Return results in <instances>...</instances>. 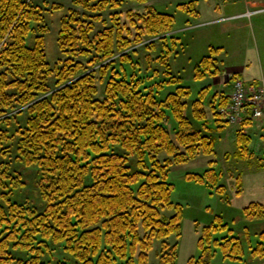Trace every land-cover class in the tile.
I'll return each instance as SVG.
<instances>
[{
    "label": "trees",
    "instance_id": "obj_1",
    "mask_svg": "<svg viewBox=\"0 0 264 264\" xmlns=\"http://www.w3.org/2000/svg\"><path fill=\"white\" fill-rule=\"evenodd\" d=\"M125 1L73 0L89 15L70 9L62 19L57 43L65 58L52 65L45 51L42 7L26 0H0V121H9L7 114L26 106V126L17 129L12 141L22 163L35 166L44 200L41 208L15 201L7 190L13 179L9 171L0 170V264L15 263L13 249L28 255L16 264H53L43 260L52 247L69 261L54 264H136L137 253L139 264H148V253L158 240L159 264H176L178 242L167 239L181 236L182 207L172 198L170 167L214 153L216 140L196 130L189 119L193 90L172 74L170 65L176 41L158 58L166 69L165 81L141 88L143 81L135 75L127 79L116 70L117 53L122 63L130 62L128 50L145 37L152 44L157 37L171 39L168 33L174 30L172 15L148 6L143 14L129 15L135 32L117 22L115 13V25L106 23L97 31L102 15L120 9ZM190 8L179 5L189 13ZM35 25L41 34L30 46ZM96 74L106 83L104 99L97 97ZM217 75L216 58L208 56L196 65L194 80ZM169 86H176L175 92L160 99ZM207 94L208 89H202L192 104L196 119L206 116ZM227 100L215 104L213 97L209 102L217 121L225 124ZM171 119L178 126L175 137L168 127ZM9 138L0 130V146ZM249 140L238 134L239 149ZM162 155L167 157L161 160ZM131 156L137 158V171L130 169ZM220 176L212 168L187 174L189 181L213 186ZM164 210L173 214L166 219ZM244 212L248 218L263 217L264 206L251 204ZM220 221L203 229L201 255L187 264H210L214 248L227 259L242 260L240 238L214 240V232L223 227ZM251 256L264 259V233Z\"/></svg>",
    "mask_w": 264,
    "mask_h": 264
},
{
    "label": "rangeland",
    "instance_id": "obj_2",
    "mask_svg": "<svg viewBox=\"0 0 264 264\" xmlns=\"http://www.w3.org/2000/svg\"><path fill=\"white\" fill-rule=\"evenodd\" d=\"M26 2L32 5L37 4L43 9L42 25L46 31L45 51L48 62L54 65L58 60L65 58L57 43L62 19L68 15L70 9L77 11L80 15H89V13L83 7L74 5L73 0H26ZM182 4L192 6L190 8L192 11L189 13L179 9V5ZM56 5L61 8H54ZM148 6L157 12L174 17V30L168 33L171 39L159 40L157 37L150 44L152 41L145 37L143 43L128 50L132 52V61L122 63L119 60L120 53H117L116 70L127 79L135 75L143 81L141 88L165 81L168 79L166 69L158 58L164 55L165 46L170 47L173 41H176L175 48L173 47L170 54V65L172 74L181 78L184 86L193 90V94L188 99L189 119L196 130L216 140L214 153L201 154L196 159H188L182 164H174L170 167L168 179L175 187L172 198L182 207L181 236L179 239L175 237L167 239L170 243L178 242L176 264H187L190 258L200 257L198 241L202 231L216 224L217 218L221 219L223 227L214 232V240L221 242L223 238L236 236L243 242L245 255L242 260L233 261L225 258L218 249L214 248L215 254L210 264H264V259L251 256V251L259 243L260 235L264 233V216L254 215L248 218L244 212L249 205L264 202V145L261 146L260 140L255 139L252 143L249 140L250 143L244 145L243 149H239L238 134L245 135L247 139L251 138L241 131L249 122L231 125L238 128L237 132L233 130L231 133L226 127H218L219 117L215 115L209 102L215 95L214 88H218L220 79L209 80L205 77L201 81L194 80L196 65L208 56L216 58V62L217 58L222 60L221 63L226 66H243L246 69L245 74L257 80H264V0H147L146 3L126 0L120 9L105 12L102 19L96 23V30H102L106 23L115 25L112 13H115L117 22L132 28L129 15L143 14ZM35 28L37 34L34 33L28 37L30 46L34 45L35 36L41 34L36 25ZM132 30L135 32V29L132 28ZM2 46L1 43L0 52ZM82 59L88 62V59ZM216 67L219 75L222 74L220 68L217 65ZM226 76L222 81L230 78ZM107 79L108 76L105 81ZM213 82L216 83L215 87L214 84L212 85ZM96 83L97 97L104 99L106 83L101 82L97 74ZM204 88L208 89L207 100L203 106L206 116L196 119L192 104L199 99L200 91ZM175 89L176 86L167 87L160 99L164 100L168 94L174 93ZM25 110L26 106L19 107L7 114L8 117L5 116L9 121H0V130L7 131L10 137L0 146V170L9 171L10 178L13 179L7 190L11 192L15 201L41 208L44 200L39 191L36 168L22 163L12 141L17 129L26 126ZM168 127L172 136L175 137L178 126L173 119L168 123ZM166 157L162 155L160 159L163 160ZM129 166L132 171L138 170L136 157H129ZM209 168L221 174L217 186L188 180L187 174L203 173ZM238 177L240 182L237 181ZM238 183L241 184V188L237 186ZM172 214L173 211H163L166 219ZM161 241L154 242V248L148 253V264H159ZM11 253L15 259L14 264L17 260L28 259L27 253L15 249ZM137 257L138 253L135 260L136 264H139ZM43 260L51 261L53 264L59 260L69 262L61 249L53 247L45 251Z\"/></svg>",
    "mask_w": 264,
    "mask_h": 264
},
{
    "label": "built area",
    "instance_id": "obj_3",
    "mask_svg": "<svg viewBox=\"0 0 264 264\" xmlns=\"http://www.w3.org/2000/svg\"><path fill=\"white\" fill-rule=\"evenodd\" d=\"M228 106L222 110L230 125L259 123L264 135V80L248 81L231 76Z\"/></svg>",
    "mask_w": 264,
    "mask_h": 264
},
{
    "label": "crops",
    "instance_id": "obj_4",
    "mask_svg": "<svg viewBox=\"0 0 264 264\" xmlns=\"http://www.w3.org/2000/svg\"><path fill=\"white\" fill-rule=\"evenodd\" d=\"M221 62H222V60H219L217 58L216 65L220 68V72H222V74L220 73V75L217 76V77H214V76H207L206 77L209 80H215V78L220 79L218 81V88H214V90H215V95H214V102H215V104H218L219 101H221L222 104H224L226 98L229 100V96H230L231 91H230V86H229L230 83H228V82L230 81L231 76H236V77H239V78H243V79L248 80V81H257V78L250 77L247 74H245L246 69L243 66H240V65L226 66L224 63H221ZM223 75L224 76L227 75L230 78L228 80H226V81L225 80L222 81L223 80V77H224ZM212 85L215 87L216 86V83L213 82ZM220 85H223V86L221 87ZM228 100H227V102H228ZM218 127H220V128L221 127L222 128L226 127L227 130L230 133L233 130L235 132H237V129H238L235 126H231L229 124H225V123H223L221 121H220ZM232 128H234V129H232ZM241 131H242V133L248 134L251 137L250 138L251 143H252L253 140L257 139V140H260V142L262 143L261 146L264 145L263 130H262V127H261V125L259 123L250 122L248 125L246 124L245 127L243 128V130H241ZM257 203L264 206V202H257Z\"/></svg>",
    "mask_w": 264,
    "mask_h": 264
}]
</instances>
